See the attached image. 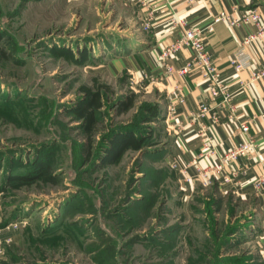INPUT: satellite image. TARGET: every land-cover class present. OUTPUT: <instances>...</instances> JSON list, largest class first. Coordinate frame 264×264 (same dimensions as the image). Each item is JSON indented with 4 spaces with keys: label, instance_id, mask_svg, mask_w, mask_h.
Instances as JSON below:
<instances>
[{
    "label": "rangeland",
    "instance_id": "rangeland-1",
    "mask_svg": "<svg viewBox=\"0 0 264 264\" xmlns=\"http://www.w3.org/2000/svg\"><path fill=\"white\" fill-rule=\"evenodd\" d=\"M130 1L0 0V224L12 235L0 264H264L254 199L211 179L183 192L165 152L102 163L118 132L172 139L144 121L163 90L104 64L148 34ZM83 87L102 98L90 154L73 112Z\"/></svg>",
    "mask_w": 264,
    "mask_h": 264
},
{
    "label": "crops",
    "instance_id": "crops-1",
    "mask_svg": "<svg viewBox=\"0 0 264 264\" xmlns=\"http://www.w3.org/2000/svg\"><path fill=\"white\" fill-rule=\"evenodd\" d=\"M151 6H143L133 0L129 2L135 15L136 24L143 23L146 12L153 10L154 19L152 26L147 30V35L139 36L134 33L131 42L127 43L119 56L109 58L104 64L117 73H127L133 84H140L145 80L154 87L163 90L165 107L163 124L170 130L171 142L164 158L172 167L174 177L183 186V192L193 189L196 182L211 179L218 193H237L240 197L252 198L264 213V188L256 190L253 181L258 175H264V78L250 81L249 70L235 69L230 58L237 49L239 42L256 28L254 24L242 22L231 26L227 21L221 20L214 24V31L206 33L205 42L211 54L212 61L218 66L220 78L224 79L228 91L232 94L231 117H223L220 122L213 123L207 116V123H212L213 129L209 132L218 143L217 148L223 149L240 144L242 139L239 132L240 123L249 127L248 136L257 143L246 158L240 159L236 164L228 165L231 170L242 164L249 165L246 174L239 185L223 180L222 174L211 169L218 160L214 155L204 156L203 144L198 135L197 125L189 121L190 111L195 110L198 104L206 98L207 82L196 68L189 74L181 76L178 73L168 75L162 63L161 54L172 40L178 36V30L170 21L173 13L185 18L189 25L204 29L220 12H230L234 9L242 10L246 7L256 6L264 16V0H152ZM254 58V66L264 65V40L254 42L250 48ZM195 54L191 46L179 50L175 56L168 58L167 62L176 69ZM112 69V67H111ZM175 83H180L185 101L177 103L176 96L172 94ZM175 103L176 109L172 115L170 106ZM210 166L208 177L199 174V169ZM0 207V218H1ZM6 227H0V238L5 239Z\"/></svg>",
    "mask_w": 264,
    "mask_h": 264
},
{
    "label": "built area",
    "instance_id": "built-area-1",
    "mask_svg": "<svg viewBox=\"0 0 264 264\" xmlns=\"http://www.w3.org/2000/svg\"><path fill=\"white\" fill-rule=\"evenodd\" d=\"M137 4L140 3L143 6L150 7L152 0H133ZM169 2V0H164ZM154 19L153 10L149 9L146 12V16L142 23V28L148 30L152 26ZM221 20L227 21L231 26H237L242 22H248L255 25V30L246 35L238 44L237 49L234 51L230 58L231 65L235 69L249 70L250 81L259 80L264 78V65L255 67L254 58L250 51V48L254 42L264 40V16L262 12L256 6L246 7L242 10L237 8L230 12L222 11L220 14L213 18L204 29L198 26L189 25L188 21L173 13L171 16V22L178 30V36L175 37L172 42L166 46L161 54L162 63L166 69L168 75L178 73L181 76L189 74V72L196 68L200 71L202 77L206 79V98L201 101L195 110L190 111L189 121L197 125L198 135L203 144L204 156L209 154L214 155L218 160L217 164L213 166V170L222 174L223 180L233 182L239 185L241 179L246 174L249 165L242 164L239 167L228 170V165L236 164L242 158H246L251 150L255 149L257 143H255L252 137L248 136L249 127L246 123H240L239 132L242 137L240 144L232 146L227 149L220 151L217 148L218 143L214 141L210 131L214 128L212 123H207V116H210L213 123L220 122L223 117H231V113H227L226 109L232 110V94L227 89V85L223 78H220V71L215 62L212 61L210 51L205 42L206 33L213 32L214 24ZM191 46L195 49V54L190 57L185 64L179 66L178 69L173 64L167 62L168 58H172L176 53L183 49ZM133 83V81H132ZM172 94L176 96L177 103H183L185 101L182 93V86L180 83H175L172 89ZM175 103L170 106L169 112L172 115L175 113ZM264 160V158H263ZM210 166L205 169H199V174L204 177H208L210 173ZM210 180L208 177L207 181ZM254 188L262 190L264 188V175L260 174L253 181ZM263 229L259 235L258 242L264 253V219ZM11 238H0V253L4 251L3 244H10Z\"/></svg>",
    "mask_w": 264,
    "mask_h": 264
},
{
    "label": "trees",
    "instance_id": "trees-1",
    "mask_svg": "<svg viewBox=\"0 0 264 264\" xmlns=\"http://www.w3.org/2000/svg\"><path fill=\"white\" fill-rule=\"evenodd\" d=\"M85 91V98L79 101V103L73 109L74 114L78 117V119L83 120L84 122V129L87 132V145L89 147V154L90 150L92 149V140L93 135L95 134L96 130V123L98 119V113H100V109L102 106V101L100 98V92L95 91L92 88L83 87ZM135 102V97L130 95L128 99L124 101L123 104L120 106V111H128L130 110ZM163 119V112L161 110V106L159 104H151L147 106V116L145 117V122H162ZM160 142L159 137L155 135V129L151 127L150 132L147 135H141L130 131L126 132L125 134L118 132L114 136H112L109 144V148L105 153V157L102 163H105L111 160L114 156H118L122 151L126 148H132L134 150L141 151L143 148H147L146 156L149 157H157L158 154H162L166 152L168 149L165 147H156ZM156 148L155 150H150L152 148ZM10 221H4L0 224V227H5L9 224ZM9 244L4 243L3 247H7ZM4 248V249H5Z\"/></svg>",
    "mask_w": 264,
    "mask_h": 264
}]
</instances>
